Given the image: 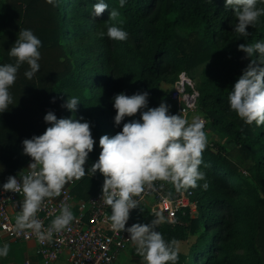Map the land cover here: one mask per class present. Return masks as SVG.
<instances>
[{
  "label": "trees",
  "instance_id": "1",
  "mask_svg": "<svg viewBox=\"0 0 264 264\" xmlns=\"http://www.w3.org/2000/svg\"><path fill=\"white\" fill-rule=\"evenodd\" d=\"M94 2L58 0L54 6L46 0H0V63H14L8 51L21 29H31L42 41L39 71L29 80L24 76L29 66H20L9 89L12 105L0 113V185L31 161L22 153V141L45 131L48 124L43 117L49 110L58 118L90 122L95 143L85 162L87 172L98 159L99 138L114 135L124 122L139 118L138 111L115 126L114 95L146 90L149 107L158 106L152 98L167 95L162 83L174 82L185 71L194 79L198 108L206 119L227 133L250 159L258 192L246 193L252 200L243 203L245 176L239 166L222 152L205 148L202 158L207 167L202 164L201 169L207 172L208 188H191L198 200L197 213L178 223L165 219L158 230L166 240L178 241L187 236L191 223L201 226L187 264H239L232 244L242 235L263 259L264 125L244 124L230 110L228 93L251 59L237 46L264 39V16L256 27L247 26V38H237L232 32L237 19L234 9H226L224 0H127L122 8L118 0H106L109 8L92 20L89 11ZM111 8L120 12L115 19L110 18ZM109 25L127 31V39L100 37L99 32H106ZM72 96L80 100L75 112L61 106ZM171 101L170 113L175 114L177 104ZM103 181L99 170L92 176L87 173L76 181L73 192L87 199L102 189ZM152 216L143 204L135 208L137 222L147 223Z\"/></svg>",
  "mask_w": 264,
  "mask_h": 264
},
{
  "label": "clouds",
  "instance_id": "2",
  "mask_svg": "<svg viewBox=\"0 0 264 264\" xmlns=\"http://www.w3.org/2000/svg\"><path fill=\"white\" fill-rule=\"evenodd\" d=\"M55 6L58 0H46ZM122 8L127 0H118ZM225 8L234 9L236 22L232 28L236 37L247 38V26L256 27L264 16V0H224ZM106 0H95L89 16L92 20L108 9ZM120 15L117 8H111L110 18ZM111 40H126L127 31L116 25H109L100 37ZM42 41L31 29L24 28L8 51L14 63H0V113L12 105L10 86L16 80L20 66L29 67L24 76L31 79L40 69L39 51ZM238 49L251 57L228 93L230 110L234 111L244 124L264 125V39L255 43H241ZM205 67V65H204ZM148 91H137L131 95L121 91L114 95L113 106L115 126H120L125 117H133L139 111V118L122 124V130L114 135L104 134L99 138L101 148L98 159L85 170V162L94 147L90 122L73 117L58 118L49 110L43 117L48 124L45 131L22 141V153L32 159L30 169L18 178L9 175L0 185L5 191L23 193L19 212L15 217L17 234H34L40 243L51 242L54 233L67 229L74 220L71 206L61 203L59 214L55 215L47 229L37 218V212L46 198L60 196L69 181L75 182L87 173L91 176L99 170L103 175L102 200L110 207V227L113 231L125 230L142 257L143 264H177L179 246L176 240H166L158 230L165 221L163 215L154 212L147 223L136 222L126 228L130 210L140 206V195L153 188L154 182L171 184L177 191L208 188L203 150L208 144L204 120L194 115L189 121L181 114H172L163 100L158 106L149 107ZM79 97H68L62 107L75 112ZM205 167L207 165L205 164ZM204 181L202 185L198 182ZM30 230V231H29ZM10 245H0V258L7 257Z\"/></svg>",
  "mask_w": 264,
  "mask_h": 264
},
{
  "label": "built area",
  "instance_id": "3",
  "mask_svg": "<svg viewBox=\"0 0 264 264\" xmlns=\"http://www.w3.org/2000/svg\"><path fill=\"white\" fill-rule=\"evenodd\" d=\"M194 85V79L182 71L170 92L171 99L177 104V114L189 121L191 114L198 109L199 93ZM201 118L205 128L208 121L205 116ZM29 171L26 166L20 174L13 175L19 178ZM75 185L76 181L66 183L60 196L46 198L42 209L37 212V218L42 221L44 229L59 214L61 203L69 204L74 214L71 225L54 233L52 241L45 243H40L34 234H17L15 217L23 201V193L0 188V238L10 242H33L42 264H63V260L67 264H117L121 254L134 247L128 238L130 234L125 230L116 232L111 229L108 219L111 209L103 203L102 189L83 199L73 192ZM154 185L140 195V204L147 206V203L152 202L157 212L172 223H178L188 215H195L198 200L193 189L177 191L171 184L162 181H156ZM134 212L135 208L130 210L126 228L137 222Z\"/></svg>",
  "mask_w": 264,
  "mask_h": 264
},
{
  "label": "rangeland",
  "instance_id": "4",
  "mask_svg": "<svg viewBox=\"0 0 264 264\" xmlns=\"http://www.w3.org/2000/svg\"><path fill=\"white\" fill-rule=\"evenodd\" d=\"M173 84L174 82L162 83V87L164 90L167 91V95L165 97L155 96L152 98V100L155 101L158 105L161 103L162 100L166 102L170 106L169 111L171 112H173L174 104L169 96ZM175 114H177V112H175ZM204 114L205 113L200 108H198L191 114L190 120L194 115H199L201 117L204 116ZM205 131L208 135L209 141L206 148L222 152L239 166L242 174L245 176L243 188L244 200H242V202L245 203L250 201L251 203L252 199L247 197L245 194L251 193V196H255L258 191L257 186L251 177V172L249 169L250 159L244 156L243 152L240 150V147L234 141L231 140L230 136L227 133H225L221 128L213 125L211 121H208V124L205 127ZM29 163L27 164V167ZM207 178L208 176L206 172L205 179L207 180ZM147 208L152 214L154 212H157L152 202L147 203ZM196 213L197 212H195L194 214ZM245 223L246 219L239 222L240 225ZM200 229L202 228L201 226L197 225V223H191L186 230L187 236L177 241L180 249L178 260L180 264H187V258L192 250V242H194ZM5 242L10 245V251L7 257L0 258L3 264H42L40 258H38V256L36 255L35 246L33 242H10L8 240L0 238V245ZM232 255H234L233 258L235 260L240 261L239 264H264V256L263 259L259 255L257 256L254 251V245H252L248 237H243V235L237 236V240L232 244ZM117 264H143V261L142 257H140L135 252V248L133 247L121 254L120 258L117 261Z\"/></svg>",
  "mask_w": 264,
  "mask_h": 264
},
{
  "label": "crops",
  "instance_id": "5",
  "mask_svg": "<svg viewBox=\"0 0 264 264\" xmlns=\"http://www.w3.org/2000/svg\"><path fill=\"white\" fill-rule=\"evenodd\" d=\"M35 246V245H34ZM63 264H67L65 260H63Z\"/></svg>",
  "mask_w": 264,
  "mask_h": 264
}]
</instances>
